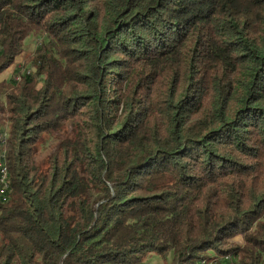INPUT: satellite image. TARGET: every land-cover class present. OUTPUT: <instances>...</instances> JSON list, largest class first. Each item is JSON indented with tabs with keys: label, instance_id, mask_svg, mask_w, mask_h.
Returning a JSON list of instances; mask_svg holds the SVG:
<instances>
[{
	"label": "trees",
	"instance_id": "obj_1",
	"mask_svg": "<svg viewBox=\"0 0 264 264\" xmlns=\"http://www.w3.org/2000/svg\"><path fill=\"white\" fill-rule=\"evenodd\" d=\"M29 35L0 264H264V0H0V75Z\"/></svg>",
	"mask_w": 264,
	"mask_h": 264
},
{
	"label": "rangeland",
	"instance_id": "obj_2",
	"mask_svg": "<svg viewBox=\"0 0 264 264\" xmlns=\"http://www.w3.org/2000/svg\"><path fill=\"white\" fill-rule=\"evenodd\" d=\"M41 40V36L29 35L23 43L22 52L15 58L13 64L2 72V74L0 75V80L8 81L11 77H14V73L16 70L19 71L20 74L28 71L33 72L32 58ZM14 80L19 81L20 76H15ZM9 126L10 125L7 119V114L0 113V133H4L5 138L7 139L2 148V153L5 154L6 158L7 142L9 138ZM56 143L57 142L55 139H47L46 142L39 147L37 161L42 170L46 168V159ZM234 242L241 243L242 240L240 237H236L234 239ZM171 261V253H169L164 259L156 255L155 253H149L144 257L143 264H170Z\"/></svg>",
	"mask_w": 264,
	"mask_h": 264
},
{
	"label": "built area",
	"instance_id": "obj_3",
	"mask_svg": "<svg viewBox=\"0 0 264 264\" xmlns=\"http://www.w3.org/2000/svg\"><path fill=\"white\" fill-rule=\"evenodd\" d=\"M3 137H5L4 133H0V205H3V202L5 201L4 191H8L6 179L3 177V170H4V160L2 159ZM225 259H228V257H226Z\"/></svg>",
	"mask_w": 264,
	"mask_h": 264
},
{
	"label": "bare ground",
	"instance_id": "obj_4",
	"mask_svg": "<svg viewBox=\"0 0 264 264\" xmlns=\"http://www.w3.org/2000/svg\"><path fill=\"white\" fill-rule=\"evenodd\" d=\"M6 138L5 137H3V144H5V142H6ZM2 159L4 160V170H3V177L6 179V184H7V190L8 191H4V199H5V201L3 202V204L4 203H6L7 201H8V198H9V178H8V168H7V163H6V156H5V154L4 153H2ZM205 264V263H204Z\"/></svg>",
	"mask_w": 264,
	"mask_h": 264
}]
</instances>
